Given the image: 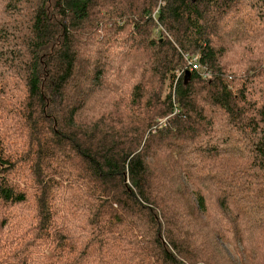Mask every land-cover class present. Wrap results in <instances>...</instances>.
Segmentation results:
<instances>
[{
  "label": "trees",
  "instance_id": "obj_1",
  "mask_svg": "<svg viewBox=\"0 0 264 264\" xmlns=\"http://www.w3.org/2000/svg\"><path fill=\"white\" fill-rule=\"evenodd\" d=\"M257 169L264 0H0V264H264Z\"/></svg>",
  "mask_w": 264,
  "mask_h": 264
},
{
  "label": "rangeland",
  "instance_id": "obj_2",
  "mask_svg": "<svg viewBox=\"0 0 264 264\" xmlns=\"http://www.w3.org/2000/svg\"><path fill=\"white\" fill-rule=\"evenodd\" d=\"M116 47H119V46L116 44ZM106 51H107V52H105V53L107 54V55H106L107 59H105V60H108V59L111 60V59H113L114 56H115V54H113V53H114V49H113V48H110V46H107ZM112 51H113V52H112ZM177 71H178V70H177ZM177 71H176V73H178ZM175 77H177V74L175 75ZM168 118H169V116L158 118V119H157L158 126H159V127H160V126H164V125L167 123ZM210 143H212V142H210ZM189 151H192L193 153L198 154L199 149H197V146H193V147H188V146H187V148H185V149L183 150L184 153L190 155ZM190 156H191V155H190ZM178 170H179V172H180L181 174L184 175L183 171H180V169H178V168H176V169L174 170V172L177 173ZM167 171H168L169 174H171V173L173 172V168H172L171 161H170L169 164L167 165ZM256 172L258 173V174H257L258 176H252V177L249 178V182H250V184H251V185H250V189H251V191H254V190H256L259 186H263V185H264V176H263V173H262L259 169H257ZM177 175H178V173H177ZM262 177H263V178H262ZM185 182H186V180H185ZM186 184L188 185L189 190H192V189H194V187H195L190 181H189V183L186 182ZM218 242L222 244V247H223V249L225 250V251H223V252H224V254L226 255V257L228 258V262H229V264H234V261H235V264H238L236 260H238L240 257H239V254H238V252H237L238 249L235 250V249H236L235 244H233V243H232V244H231V243L229 244V243L221 242V241H219V240H218ZM240 251H241V250H240ZM233 260H234V261H233ZM239 264H242V263L239 261Z\"/></svg>",
  "mask_w": 264,
  "mask_h": 264
},
{
  "label": "built area",
  "instance_id": "obj_3",
  "mask_svg": "<svg viewBox=\"0 0 264 264\" xmlns=\"http://www.w3.org/2000/svg\"><path fill=\"white\" fill-rule=\"evenodd\" d=\"M189 64L191 65V69H200V65H199V63H198V61H197V56H194L193 58H191L190 60H189ZM180 71L177 73V76H179L180 75ZM203 75H204V77H205V73H203Z\"/></svg>",
  "mask_w": 264,
  "mask_h": 264
},
{
  "label": "water",
  "instance_id": "obj_4",
  "mask_svg": "<svg viewBox=\"0 0 264 264\" xmlns=\"http://www.w3.org/2000/svg\"><path fill=\"white\" fill-rule=\"evenodd\" d=\"M189 73H190L189 70H186V71H185V78L188 77Z\"/></svg>",
  "mask_w": 264,
  "mask_h": 264
}]
</instances>
